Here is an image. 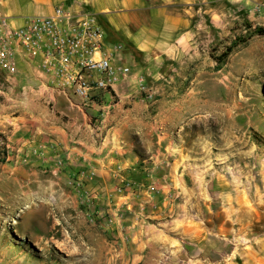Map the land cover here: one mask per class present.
I'll use <instances>...</instances> for the list:
<instances>
[{
  "label": "rangeland",
  "instance_id": "1",
  "mask_svg": "<svg viewBox=\"0 0 264 264\" xmlns=\"http://www.w3.org/2000/svg\"><path fill=\"white\" fill-rule=\"evenodd\" d=\"M261 2L196 0L201 42L148 84L154 97L129 142L149 181L131 173L113 194L165 185L158 217L150 203L107 206L113 195L92 187L80 198L70 180L57 194L0 178V264H264V15L252 11ZM44 159L64 166L63 155Z\"/></svg>",
  "mask_w": 264,
  "mask_h": 264
},
{
  "label": "crops",
  "instance_id": "2",
  "mask_svg": "<svg viewBox=\"0 0 264 264\" xmlns=\"http://www.w3.org/2000/svg\"><path fill=\"white\" fill-rule=\"evenodd\" d=\"M65 1L72 0H0V14L21 23L29 16L53 14ZM76 1L79 2L68 6L75 10L84 6L95 13L107 47L122 45V62L143 73L148 84H153L155 71L176 61L187 50L195 52L196 44L201 42V27L195 22L196 0ZM38 63L39 60L33 65L19 61L15 75L0 70V178L13 175L28 183L49 185V190L57 194L65 190L70 180L80 198L84 196L82 189L92 187L106 191L105 197L113 195L112 200L106 197L107 206L116 201L118 205L133 201L137 207L150 203L152 215L157 218L165 185L154 184V192L139 187L133 194H113L116 185L129 179L131 173H136L132 176L138 185L149 181L134 168L141 158L129 142L147 117V105L136 91L134 77L117 85L114 99L100 91L87 100L73 89L63 93L49 87ZM47 155L53 159L63 155L64 166L45 162ZM17 157L32 161L13 167ZM48 168L50 175L45 176ZM92 169L95 173L90 177Z\"/></svg>",
  "mask_w": 264,
  "mask_h": 264
},
{
  "label": "built area",
  "instance_id": "3",
  "mask_svg": "<svg viewBox=\"0 0 264 264\" xmlns=\"http://www.w3.org/2000/svg\"><path fill=\"white\" fill-rule=\"evenodd\" d=\"M252 11L264 15V0ZM105 42L97 15L86 9L62 4L51 15L29 16L21 23L0 14V70L6 74L15 75L19 61L33 65L39 60L38 70L49 87L63 93L73 89L88 100L103 91L114 99L117 85L134 77L141 99L152 100L154 92L145 75L122 62L123 46L107 47ZM149 189L155 191L154 186Z\"/></svg>",
  "mask_w": 264,
  "mask_h": 264
},
{
  "label": "bare ground",
  "instance_id": "4",
  "mask_svg": "<svg viewBox=\"0 0 264 264\" xmlns=\"http://www.w3.org/2000/svg\"><path fill=\"white\" fill-rule=\"evenodd\" d=\"M229 198V197H228ZM230 199V198H229ZM230 201V202H229ZM228 203H230L229 204V214H231L232 213V211H233V208L235 207V204L233 203V201H231V200H228ZM237 204V203H236ZM238 206L240 207L239 209H240V211L243 213V215L244 216H247L248 215V212H247V210L245 209V207H244V205L242 204V202H238ZM236 214H238V213H236ZM253 215V214H252ZM241 216V215H240Z\"/></svg>",
  "mask_w": 264,
  "mask_h": 264
}]
</instances>
